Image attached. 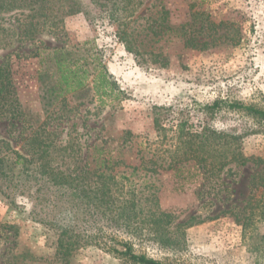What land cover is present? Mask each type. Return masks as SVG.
<instances>
[{
	"label": "rangeland",
	"instance_id": "1",
	"mask_svg": "<svg viewBox=\"0 0 264 264\" xmlns=\"http://www.w3.org/2000/svg\"><path fill=\"white\" fill-rule=\"evenodd\" d=\"M91 11V17L80 13L67 18L57 36L41 32L36 46L25 41L17 50L23 54L40 49V56H12L19 98L34 118L31 126L45 122L56 130L57 139L74 137L83 152L81 164L92 160L95 144L115 146L123 131L131 130L134 137L127 142L125 157L139 164L141 146L149 148V143L159 140L153 124L155 106H172L188 112L193 129L208 123L241 134L245 154L264 157V119L228 105L211 116L200 106L222 98L264 108V0H143L133 26L150 25L155 33L166 25H184L207 43L193 49L163 27L162 39L150 33L141 45L145 52L139 55L128 50L104 9L91 5ZM63 42L79 55L96 52L123 89L124 98L114 106H100L92 92L64 98L66 91H47L38 74L50 69L46 56ZM12 50L0 48V60ZM30 125L0 119V138L24 152ZM260 167L234 162L223 171L185 180L171 170L155 174L147 184L155 185L161 209L175 214L169 225L176 231L175 245L167 248L146 240L139 251L173 264H264V219L247 217L253 204L251 178ZM263 191L264 187L257 190L256 198ZM4 204L0 202V223L16 224L19 233L13 237L1 229L0 264L6 256L22 253L28 255L19 257L20 264H61L55 257L54 239L46 238L44 227L34 223L27 210L19 213ZM72 264L137 263L91 249L76 254Z\"/></svg>",
	"mask_w": 264,
	"mask_h": 264
},
{
	"label": "trees",
	"instance_id": "2",
	"mask_svg": "<svg viewBox=\"0 0 264 264\" xmlns=\"http://www.w3.org/2000/svg\"><path fill=\"white\" fill-rule=\"evenodd\" d=\"M142 4L143 0H0V48H14L0 60V119L24 126L34 120L19 98L11 58L38 57L41 53L40 49L18 53L23 42L36 46L41 32L57 36L64 31L67 18L80 13L91 17L94 5L105 10L128 50L139 55L145 52L141 50L144 39L154 33L153 26L152 31L150 25L133 26L137 22L134 15ZM163 27L193 49H202L207 43L198 40L197 31L189 32L184 25ZM163 27L154 33L158 40L162 39ZM66 44L53 46L46 56L52 66L39 72V83L52 93L66 91L64 98L88 91L100 106L119 103L124 91L101 57L96 52L79 55ZM147 52L158 56L152 50ZM227 105L264 119V108L222 98L200 106L213 116ZM153 124L159 140L149 143V148L140 145L139 164L125 157L127 142L134 137L131 130L123 131L115 146L95 144L93 158L85 164L80 163L83 152L75 138L57 139L56 130L45 122L30 125L24 152L0 138V202L19 213L27 210L28 217L44 227L46 238L54 239L55 257L61 264H72L76 254L91 249L137 264H173L139 251L146 240L167 248L175 245L176 231L169 228L175 214L161 209L155 185L147 184L155 174L170 170L185 180L223 171L234 162L261 166L251 178L253 204L247 217L259 215L264 219V191L260 197L255 195L264 187V157L246 155L241 134L218 130L208 123L193 129L188 112L175 111L172 106H155ZM168 132L172 134L168 136ZM1 229L9 230L7 235L13 237L19 233L16 224L0 223ZM27 255L6 256L4 264H20L19 257Z\"/></svg>",
	"mask_w": 264,
	"mask_h": 264
}]
</instances>
